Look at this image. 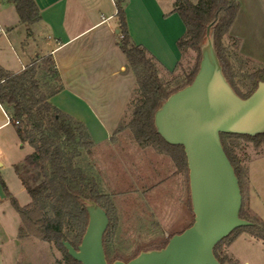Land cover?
<instances>
[{
  "label": "trees",
  "instance_id": "obj_1",
  "mask_svg": "<svg viewBox=\"0 0 264 264\" xmlns=\"http://www.w3.org/2000/svg\"><path fill=\"white\" fill-rule=\"evenodd\" d=\"M0 1L14 5L20 23L27 28V37H30V27L41 20L35 0ZM126 2L127 0H114L121 35L119 48L135 77L136 87L132 96L137 98L128 103L133 106L131 118L126 124L121 120L113 136L123 129H129L139 147L152 146L159 152L170 155L179 167L187 168L183 148L167 144L157 134L153 117L170 94L191 83L198 70L199 55L194 69L185 76L184 81H178L173 88L167 87L159 77L157 60L143 46L131 40L126 22ZM239 7L238 0H197L196 3L176 0L174 11L185 26V34L177 41V48L180 52L185 48L198 52L202 37L207 27H210L214 32L215 50L226 80L238 96L247 98L255 90L257 83L264 80V68L249 77L247 93L240 95L235 82L237 71L222 44L224 37L232 38L229 30ZM236 43L238 46V40ZM233 56L236 58L237 54ZM62 89L61 78L51 56L38 58L19 73H9L0 66V105L20 143L32 149L22 164L14 166L30 202L20 206L4 186L3 190L5 198L20 220L17 235L19 240L33 238L53 243L63 252L67 264H80L68 255L62 241L74 248L79 245L88 222L84 201H95L106 211L108 218L113 206L109 196L101 192L99 178L94 175V168L88 162L87 156L91 154L95 144L86 127L49 102ZM229 138L242 139L257 148L264 144V133L255 136L220 135L241 190L242 171L236 155L226 144ZM26 167L34 170L30 178L20 172L21 168ZM239 216L251 224L233 230L214 247V256L220 264H239L226 253L220 252L221 245L226 241L228 245L239 233L247 232L264 242V224L261 227L251 222L242 215L241 210ZM109 229L110 226L103 236L107 260L111 254L106 239Z\"/></svg>",
  "mask_w": 264,
  "mask_h": 264
},
{
  "label": "crops",
  "instance_id": "obj_2",
  "mask_svg": "<svg viewBox=\"0 0 264 264\" xmlns=\"http://www.w3.org/2000/svg\"><path fill=\"white\" fill-rule=\"evenodd\" d=\"M175 1L127 0L125 6L131 40L157 60L164 74L176 73L181 61L177 41L185 34V26L174 11ZM238 2L240 7L229 36L238 40L240 55L263 68L264 0ZM35 3L41 20L30 27L31 36L27 37V28L20 23L14 5L0 1V66L9 73H19L38 58L51 56L63 89L49 102L80 121L95 148L109 144L136 87L135 77L119 48L121 35L114 0H35ZM0 114L5 119L0 127L11 125L1 105ZM24 159H16L10 166L14 169ZM248 172L249 208L264 219L250 168ZM18 181L19 187L13 191L0 179V212L5 204L10 205L3 186L19 205L30 202L19 178ZM19 196H24V202H19ZM249 250L258 254L259 259H248ZM19 253L17 249L15 258ZM225 253L239 264H264V242L247 232L239 233Z\"/></svg>",
  "mask_w": 264,
  "mask_h": 264
},
{
  "label": "rangeland",
  "instance_id": "obj_3",
  "mask_svg": "<svg viewBox=\"0 0 264 264\" xmlns=\"http://www.w3.org/2000/svg\"><path fill=\"white\" fill-rule=\"evenodd\" d=\"M190 1L196 3L197 0ZM207 33L214 34L213 30L207 27L198 52L190 48L181 51V61L176 73L164 74L158 66L159 77L167 87L173 88L178 81H184L185 76L194 69L198 55L200 61V47L205 44ZM222 44L237 71L235 82L239 93L244 95L247 93L246 84L250 82L249 77L262 68L240 55L239 42L236 46V39L224 37ZM235 53L236 58L233 56ZM14 64H18L16 60ZM136 98L132 96L130 101L133 102ZM132 108V104L127 105L122 118L123 124L131 118ZM4 121L0 114V125ZM226 144L236 155L242 171V215L262 227L264 219L257 217L249 208L248 171L250 168L255 179V186L260 194V201L257 204L262 212L264 144L255 148L250 142L231 138L226 140ZM30 153L31 148L20 143L12 125L0 127V179L9 189L14 191L19 187L18 175L10 163L16 159L19 161ZM87 159L94 168V175L99 178L101 192L109 196L113 206L109 213L110 229L106 234L111 250L110 258L107 260L109 264L117 260L127 261L140 252L160 249L173 235L181 233L192 224L188 169L179 167L170 155L161 153L152 146L139 147L129 129L119 131L109 144L94 147ZM20 172L30 178L34 170L26 167L21 168ZM18 199L19 202H24V196H19ZM4 206L3 212H0V264H67L63 252L53 243L33 238H23L20 239L22 242H19L18 216L9 204ZM227 243L228 241L221 245V254L225 253ZM17 249L20 255L15 258L14 253ZM248 253V259L251 258L253 261L260 257L253 250H249ZM243 255L240 254L241 257Z\"/></svg>",
  "mask_w": 264,
  "mask_h": 264
},
{
  "label": "water",
  "instance_id": "obj_4",
  "mask_svg": "<svg viewBox=\"0 0 264 264\" xmlns=\"http://www.w3.org/2000/svg\"><path fill=\"white\" fill-rule=\"evenodd\" d=\"M200 52L191 83L170 94L153 117L157 134L167 144L183 148L193 222L164 247L112 264H220L214 247L233 230L251 224L239 216V181L220 135L264 133V80L241 98L223 74L213 33H207ZM84 205L88 222L79 245L74 248L66 241L62 245L80 264H109L103 247L107 213L95 201H84Z\"/></svg>",
  "mask_w": 264,
  "mask_h": 264
},
{
  "label": "built area",
  "instance_id": "obj_5",
  "mask_svg": "<svg viewBox=\"0 0 264 264\" xmlns=\"http://www.w3.org/2000/svg\"><path fill=\"white\" fill-rule=\"evenodd\" d=\"M25 68H23V70H24ZM7 120H8V117H7Z\"/></svg>",
  "mask_w": 264,
  "mask_h": 264
}]
</instances>
